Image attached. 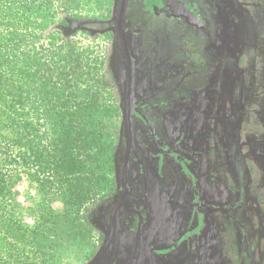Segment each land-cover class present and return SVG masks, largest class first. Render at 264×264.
<instances>
[{
  "label": "flooded vegetation",
  "instance_id": "af4514ba",
  "mask_svg": "<svg viewBox=\"0 0 264 264\" xmlns=\"http://www.w3.org/2000/svg\"><path fill=\"white\" fill-rule=\"evenodd\" d=\"M186 2L198 28L171 45L129 17L137 62L128 78L118 44L121 88L111 20L66 15L83 24L70 36L96 55L119 121L115 179L81 212L93 247L80 264H264V0ZM160 160L173 180L162 202L141 186L148 171L162 177Z\"/></svg>",
  "mask_w": 264,
  "mask_h": 264
},
{
  "label": "trees",
  "instance_id": "16d2710c",
  "mask_svg": "<svg viewBox=\"0 0 264 264\" xmlns=\"http://www.w3.org/2000/svg\"><path fill=\"white\" fill-rule=\"evenodd\" d=\"M67 1L4 0L0 6L3 264H37L23 246L48 233L63 240L54 247L81 235V212L111 184L107 174L114 168L118 128L98 59L77 47L75 36L48 35L42 42L29 32L31 16L46 19L55 2H75ZM23 181L35 184L42 197L34 229L20 226L11 214L13 190ZM36 250L51 257L45 258L43 244Z\"/></svg>",
  "mask_w": 264,
  "mask_h": 264
},
{
  "label": "rangeland",
  "instance_id": "374dc122",
  "mask_svg": "<svg viewBox=\"0 0 264 264\" xmlns=\"http://www.w3.org/2000/svg\"><path fill=\"white\" fill-rule=\"evenodd\" d=\"M4 0H0V6ZM20 0H16V3L19 4ZM75 2H69L68 5L60 6L55 2L52 5V9L47 11L46 19H40L34 16H31L30 29L29 32L37 35L36 38H39L42 42L47 38L42 37L44 33H50L49 35H54V37H69L65 36L64 32L68 27V22L73 21L72 19H67L66 15H69L77 19H90L97 21H104L105 19L111 20L113 27L111 35L116 38L115 35V21L116 14L118 9L119 0H116L115 7L108 11L107 0H74ZM184 3H183V2ZM178 5V6H177ZM180 6V7H179ZM186 0H126V16L132 18H140L142 20L143 29H151V33L155 34L160 41H163L165 44H172V41L190 31H193L194 28H198L194 19L188 13V8ZM4 8V6H3ZM6 9V8H4ZM65 21L67 27H64L62 22ZM76 22V21H73ZM22 23V22H21ZM79 23V22H77ZM81 28L78 30H82ZM75 32V31H74ZM71 32V33H74ZM70 33V34H71ZM130 34V36H129ZM40 36V37H39ZM128 39L131 46L133 45V51L135 53V58H133V64L137 62V41L133 33L132 26L129 20L128 28ZM107 42H110V39H106ZM74 42L77 47L83 48L87 40L84 35L78 34L74 37ZM170 44V45H171ZM93 58H96L94 53H91ZM120 51L118 48V43L114 41V44L111 46V51L109 53V59L111 62L112 73L117 78L118 84L121 88L122 86V63ZM118 125L117 119H113ZM145 165L148 168H152V158L147 154L145 155ZM160 166V171H163L162 177H158L154 173L150 175L144 173L142 176L141 186L148 197L153 199L160 198L159 201H164L170 199V191L173 188V180L171 175H169V166L163 167L162 160L158 162ZM157 167V166H156ZM154 168V170L156 169ZM147 172V173H148ZM108 178L114 180L115 177L112 173L107 174ZM165 187L162 185V181ZM14 204L11 208V214L15 221L19 223L20 226L24 228L34 229L38 221L40 214L41 205V194L38 191L35 184L28 183L23 181L18 183L14 188ZM119 201V199L117 200ZM164 207V206H163ZM168 209V208H167ZM165 209V213L167 212ZM42 210V209H41ZM60 210V209H58ZM163 210V208H162ZM183 211H181V214ZM1 236V234H0ZM0 237V253L3 252L2 245H5L4 240ZM63 240L60 238V235L57 233H48L43 240L40 238L30 240L28 244L23 246L25 248V254L30 253V261L33 263L35 261V256L38 255L37 247L40 244H43L46 248L45 258L51 255L48 260V264H80L81 260L90 252L91 247H93V241L90 237V234H84V231L81 235L75 237L74 239L66 240L62 245L54 247L56 243H61ZM51 245V247H50ZM0 264H3L0 260Z\"/></svg>",
  "mask_w": 264,
  "mask_h": 264
},
{
  "label": "water",
  "instance_id": "95a60500",
  "mask_svg": "<svg viewBox=\"0 0 264 264\" xmlns=\"http://www.w3.org/2000/svg\"><path fill=\"white\" fill-rule=\"evenodd\" d=\"M126 0H119L118 3V9H117V16H116V21H115V35L118 37V44L119 47L123 50L125 56H124V63L126 65V68L128 70V78H129V72H133V58H135V53L133 51V45L131 46V44L129 45V47L127 48L128 52H126V46L124 41L128 38V28H129V19L126 16ZM82 24L81 23H77V22H68V27L66 29V31L64 32L65 36H69L71 32H74L76 30H78L79 28H81ZM50 33H44L43 32V36H48ZM40 37V36H39ZM129 81V80H128ZM127 92V91H126ZM125 92V99H123L122 103L123 104H127L129 102V100L127 99V94ZM128 100V102H127ZM127 112H126V117H125V122H127ZM124 122V123H125ZM124 178H125V174H123V178H122V182H121V189L123 188V184H124Z\"/></svg>",
  "mask_w": 264,
  "mask_h": 264
}]
</instances>
